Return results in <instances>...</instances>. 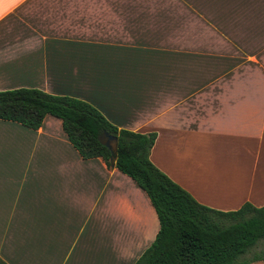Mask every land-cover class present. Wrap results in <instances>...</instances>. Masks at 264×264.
I'll return each instance as SVG.
<instances>
[{
  "label": "crops",
  "instance_id": "1",
  "mask_svg": "<svg viewBox=\"0 0 264 264\" xmlns=\"http://www.w3.org/2000/svg\"><path fill=\"white\" fill-rule=\"evenodd\" d=\"M20 87L155 133L150 162L202 205H264V0H0V91ZM157 229L145 192L58 118L0 119L6 264H133Z\"/></svg>",
  "mask_w": 264,
  "mask_h": 264
},
{
  "label": "trees",
  "instance_id": "2",
  "mask_svg": "<svg viewBox=\"0 0 264 264\" xmlns=\"http://www.w3.org/2000/svg\"><path fill=\"white\" fill-rule=\"evenodd\" d=\"M45 115L58 118L70 144L83 158L109 166L104 133L115 138L113 166L148 197L158 229L133 264H247L264 260V205L242 203L221 211L198 203L149 160L155 133L117 129L90 104L35 88L0 91V119L36 129ZM0 264H6L0 259Z\"/></svg>",
  "mask_w": 264,
  "mask_h": 264
},
{
  "label": "water",
  "instance_id": "3",
  "mask_svg": "<svg viewBox=\"0 0 264 264\" xmlns=\"http://www.w3.org/2000/svg\"><path fill=\"white\" fill-rule=\"evenodd\" d=\"M104 136L106 137V140L103 141V144L109 150L108 161H109V165L112 166L115 158V138L110 135H107L106 133H104Z\"/></svg>",
  "mask_w": 264,
  "mask_h": 264
},
{
  "label": "rangeland",
  "instance_id": "4",
  "mask_svg": "<svg viewBox=\"0 0 264 264\" xmlns=\"http://www.w3.org/2000/svg\"><path fill=\"white\" fill-rule=\"evenodd\" d=\"M263 245H264V242L258 243V245L253 249V251H258Z\"/></svg>",
  "mask_w": 264,
  "mask_h": 264
}]
</instances>
